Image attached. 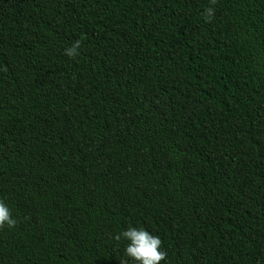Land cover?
Segmentation results:
<instances>
[{
	"label": "trees",
	"instance_id": "obj_1",
	"mask_svg": "<svg viewBox=\"0 0 264 264\" xmlns=\"http://www.w3.org/2000/svg\"><path fill=\"white\" fill-rule=\"evenodd\" d=\"M0 200V264H264V0H0Z\"/></svg>",
	"mask_w": 264,
	"mask_h": 264
},
{
	"label": "clouds",
	"instance_id": "obj_2",
	"mask_svg": "<svg viewBox=\"0 0 264 264\" xmlns=\"http://www.w3.org/2000/svg\"><path fill=\"white\" fill-rule=\"evenodd\" d=\"M217 0H210V4L215 5ZM215 9L208 7L205 10V17L210 20L214 15ZM81 42L77 40L72 46L65 49V55L75 58L79 52ZM17 224V220L12 217L9 207L0 200V229L5 226L12 228ZM121 238L129 241L125 247V254L138 264H160L166 259L167 253L161 251L162 241L159 236L150 234L144 228L129 227L123 232L117 234L114 239L120 241ZM126 264V262H125Z\"/></svg>",
	"mask_w": 264,
	"mask_h": 264
}]
</instances>
